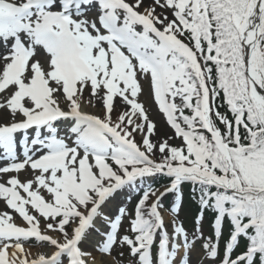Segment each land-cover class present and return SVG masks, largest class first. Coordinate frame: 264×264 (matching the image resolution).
<instances>
[{
    "label": "snow or ice",
    "instance_id": "1",
    "mask_svg": "<svg viewBox=\"0 0 264 264\" xmlns=\"http://www.w3.org/2000/svg\"><path fill=\"white\" fill-rule=\"evenodd\" d=\"M0 161V264H264V0H0Z\"/></svg>",
    "mask_w": 264,
    "mask_h": 264
},
{
    "label": "rangeland",
    "instance_id": "2",
    "mask_svg": "<svg viewBox=\"0 0 264 264\" xmlns=\"http://www.w3.org/2000/svg\"><path fill=\"white\" fill-rule=\"evenodd\" d=\"M143 99V98H142ZM91 112L93 113H96V114H99L100 112V106L97 105L95 108H90ZM153 111L155 112V109H153ZM154 119H156V122L158 124L159 127H164V123H163V120L160 118V117H156L154 116ZM137 139H139V137H137ZM176 143H179V141H176ZM14 175V174H13ZM22 180L25 179V175L24 174H21V177H20ZM2 207H5L4 205ZM6 209V208H5ZM15 222L17 224H22V220L18 217V216H15ZM126 223V222H125ZM189 227V229L191 228V225H187ZM31 246H26V248H29ZM31 250L33 253L37 252V251H43V250H47V249H39V248H33L31 247Z\"/></svg>",
    "mask_w": 264,
    "mask_h": 264
},
{
    "label": "bare ground",
    "instance_id": "3",
    "mask_svg": "<svg viewBox=\"0 0 264 264\" xmlns=\"http://www.w3.org/2000/svg\"><path fill=\"white\" fill-rule=\"evenodd\" d=\"M86 111H90L91 112V110L90 109H86ZM0 162H4V161H0ZM4 204L2 203V202H0V209H2V210H7V209H5V207H2ZM7 211H10V210H7ZM85 247H86V250H88V251H92L93 250V248H91V247H89V246H86L85 245ZM99 258V257H98Z\"/></svg>",
    "mask_w": 264,
    "mask_h": 264
}]
</instances>
